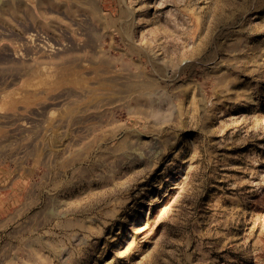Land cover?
<instances>
[{
    "label": "rangeland",
    "instance_id": "obj_1",
    "mask_svg": "<svg viewBox=\"0 0 264 264\" xmlns=\"http://www.w3.org/2000/svg\"><path fill=\"white\" fill-rule=\"evenodd\" d=\"M0 264H264V0H0Z\"/></svg>",
    "mask_w": 264,
    "mask_h": 264
},
{
    "label": "water",
    "instance_id": "obj_2",
    "mask_svg": "<svg viewBox=\"0 0 264 264\" xmlns=\"http://www.w3.org/2000/svg\"><path fill=\"white\" fill-rule=\"evenodd\" d=\"M56 144H58V142H55Z\"/></svg>",
    "mask_w": 264,
    "mask_h": 264
}]
</instances>
